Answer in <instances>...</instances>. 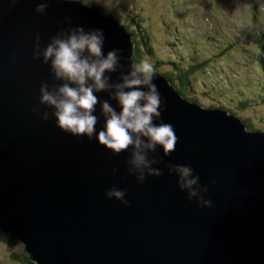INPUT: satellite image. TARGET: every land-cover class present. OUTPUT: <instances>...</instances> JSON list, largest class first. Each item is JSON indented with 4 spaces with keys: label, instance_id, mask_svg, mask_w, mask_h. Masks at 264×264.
<instances>
[{
    "label": "water",
    "instance_id": "obj_1",
    "mask_svg": "<svg viewBox=\"0 0 264 264\" xmlns=\"http://www.w3.org/2000/svg\"><path fill=\"white\" fill-rule=\"evenodd\" d=\"M77 28L101 30L102 52L116 50L109 84L133 70L131 33L94 5L0 0V231L35 264H264V132L188 101L153 71V122L171 125L176 142L167 154L145 150L158 174L143 169L138 181L131 146L114 153L95 136L63 131L39 101L41 84L54 91L64 82L39 53ZM112 91L94 92L97 130L101 102L119 111ZM175 165L198 177L196 196L178 186ZM110 188L127 204L106 197Z\"/></svg>",
    "mask_w": 264,
    "mask_h": 264
},
{
    "label": "rangeland",
    "instance_id": "obj_2",
    "mask_svg": "<svg viewBox=\"0 0 264 264\" xmlns=\"http://www.w3.org/2000/svg\"><path fill=\"white\" fill-rule=\"evenodd\" d=\"M78 1L89 6L101 5V13L125 26L137 17L145 31H152L155 51H149L138 65L147 61L156 65L153 70L161 74L181 55L190 54L192 62L206 60L205 67L191 79L190 90L184 89L183 97L188 101L195 98L203 108L222 102L228 113L249 120L248 131L264 132V103L256 100L254 94L264 84V75L255 59L257 35L264 31V0ZM220 88H224L223 92ZM246 89L253 92L251 103L257 102L239 107L235 104L239 93H232ZM22 252L27 254L21 242H0V264H23L14 257V253Z\"/></svg>",
    "mask_w": 264,
    "mask_h": 264
},
{
    "label": "clouds",
    "instance_id": "obj_3",
    "mask_svg": "<svg viewBox=\"0 0 264 264\" xmlns=\"http://www.w3.org/2000/svg\"><path fill=\"white\" fill-rule=\"evenodd\" d=\"M42 9L43 5L37 8L38 11ZM103 39L101 30L86 32L81 28L70 30L66 37L52 38L39 55L49 62L54 77L64 82L54 91L41 84L39 101L54 109L52 114L56 124L63 131L84 135L89 139L95 136L100 145L114 153L131 146L130 164L139 173L137 180L143 181V169L158 174L155 169L148 167L150 161L146 158L145 150L159 146L167 154L174 149L176 136L171 125L153 122L160 114V96L151 83L153 66L142 61L124 75L120 83L109 84L105 73L115 70L118 57L116 50L102 52ZM108 89H113L110 95L117 102L119 111L114 110L107 101L101 102L104 123L97 130V118L93 110L98 99L94 92ZM173 167L177 173L178 186L187 190L189 198L196 196L193 186L198 187V177L192 175V170L185 165ZM105 196L127 204L122 190L107 189ZM203 203L208 205L210 201L204 200Z\"/></svg>",
    "mask_w": 264,
    "mask_h": 264
},
{
    "label": "trees",
    "instance_id": "obj_4",
    "mask_svg": "<svg viewBox=\"0 0 264 264\" xmlns=\"http://www.w3.org/2000/svg\"><path fill=\"white\" fill-rule=\"evenodd\" d=\"M93 5L97 9H99L100 12H102L103 9L101 8V5L98 4H93ZM253 16L255 17V12L253 13ZM140 25H141L140 20H138L137 17H132L129 25L126 26V29L132 33V41L134 43L133 56H132L134 67L138 65V62L141 58L148 56V54L150 53L149 51L151 50L155 51V41L153 40L155 36L153 35L152 31L149 28L147 29V31H145L144 28L141 27ZM146 32L148 34H146ZM263 44H264V31L258 33L257 35L258 46L255 56L258 66L262 74L264 75V45ZM190 58H191L190 54L181 55L179 58L176 59V61L174 60L173 62L172 61L170 62L171 67L168 71H164L161 73L168 79L170 84L174 85L175 87L177 84L178 87L177 90L185 97H186V91L190 90L188 87L191 86L192 83L191 79L195 78V76L200 72V70L203 69V67H205V63H206V60H202L199 62H192ZM185 60H187L189 63L185 64L186 63ZM155 66L156 65H153V68H156ZM227 84L229 83H226V85ZM186 88L187 90L184 91V89ZM223 90L224 88L221 89L222 92ZM257 91H258L257 93H254L257 95L255 99L258 101H263L264 103V84L259 88V90L257 89ZM250 93H253L251 92L250 89L240 90L239 92L234 91L232 93L233 95L238 94L236 98L237 101L235 102V104H238L239 107H247L250 106L253 102H257L256 100H254L251 103L252 98ZM222 95L227 97V94L225 93H223ZM190 100L197 101L193 97H190ZM212 108H220L224 110L227 109V107H225V104L222 102H220L219 105H211L210 109ZM242 122L244 123L246 128L250 127V123L248 119H244L242 120ZM11 241H16L19 243L17 239L12 238L9 234L0 231V242L4 244H10ZM14 257L17 260L23 262V264H35L28 258V255L24 254L23 252L18 254L14 253Z\"/></svg>",
    "mask_w": 264,
    "mask_h": 264
},
{
    "label": "bare ground",
    "instance_id": "obj_5",
    "mask_svg": "<svg viewBox=\"0 0 264 264\" xmlns=\"http://www.w3.org/2000/svg\"><path fill=\"white\" fill-rule=\"evenodd\" d=\"M84 4V3H83ZM84 5H86V4H84ZM86 6H89V5H86ZM99 10V9H98ZM100 11V10H99ZM148 22V20H146V23ZM121 24V23H120ZM137 24V23H136ZM122 25V24H121ZM123 27L126 29V26L125 25H123ZM131 33V32H130ZM131 35H132V33H131ZM146 50V49H145ZM133 56V55H132ZM133 59V58H132ZM227 113V112H226Z\"/></svg>",
    "mask_w": 264,
    "mask_h": 264
}]
</instances>
